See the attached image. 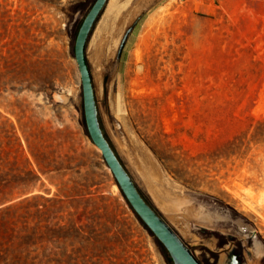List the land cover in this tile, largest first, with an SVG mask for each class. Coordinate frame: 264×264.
Instances as JSON below:
<instances>
[{"label": "rangeland", "instance_id": "rangeland-1", "mask_svg": "<svg viewBox=\"0 0 264 264\" xmlns=\"http://www.w3.org/2000/svg\"><path fill=\"white\" fill-rule=\"evenodd\" d=\"M82 1L0 0V264H168L80 122ZM85 54L106 137L197 260L264 264V0H108Z\"/></svg>", "mask_w": 264, "mask_h": 264}, {"label": "water", "instance_id": "water-1", "mask_svg": "<svg viewBox=\"0 0 264 264\" xmlns=\"http://www.w3.org/2000/svg\"><path fill=\"white\" fill-rule=\"evenodd\" d=\"M107 1L108 0L94 1L78 29L73 48V57L77 64L81 81L83 115L89 139L100 152L105 166L115 179L123 198L127 201L141 222L167 251L172 264H201L160 213L147 202L143 193L118 157L100 124L85 48L90 32ZM131 29L132 28H129L126 31L120 43L118 56H120L122 52Z\"/></svg>", "mask_w": 264, "mask_h": 264}, {"label": "trees", "instance_id": "trees-1", "mask_svg": "<svg viewBox=\"0 0 264 264\" xmlns=\"http://www.w3.org/2000/svg\"><path fill=\"white\" fill-rule=\"evenodd\" d=\"M87 4V0H83L81 5L82 6H86ZM122 66V61L119 62L118 65V69H120ZM80 115H81V125L85 131V135L88 136L87 130H86V126H85V122H84V115H83V110H80ZM89 137V136H88ZM144 195V194H143ZM145 197V196H144ZM145 199L147 200V202L154 208V206L151 204V202L148 200V198L145 197ZM125 200V199H124ZM125 203L127 204L128 208L132 211V213L134 214L135 218L138 220V222L142 225V227L148 232V234L153 238L155 244L159 247L161 253L163 254V256L165 257V260L167 261L168 264H172V261L170 259V257L167 254V251L164 249V247L161 245V243L154 237V235L147 229V227L141 222V220L137 217V215L133 212L132 208L130 207V205L127 203V201L125 200ZM7 210V208L5 209H0V215ZM2 246V240H1V234H0V247ZM1 258V255H0Z\"/></svg>", "mask_w": 264, "mask_h": 264}, {"label": "bare ground", "instance_id": "bare-ground-1", "mask_svg": "<svg viewBox=\"0 0 264 264\" xmlns=\"http://www.w3.org/2000/svg\"><path fill=\"white\" fill-rule=\"evenodd\" d=\"M136 56H138V54L136 53Z\"/></svg>", "mask_w": 264, "mask_h": 264}]
</instances>
